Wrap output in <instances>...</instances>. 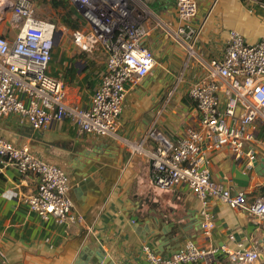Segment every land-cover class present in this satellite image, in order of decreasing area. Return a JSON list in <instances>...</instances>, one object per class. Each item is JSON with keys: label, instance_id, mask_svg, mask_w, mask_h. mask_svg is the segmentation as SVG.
Masks as SVG:
<instances>
[{"label": "crops", "instance_id": "obj_1", "mask_svg": "<svg viewBox=\"0 0 264 264\" xmlns=\"http://www.w3.org/2000/svg\"><path fill=\"white\" fill-rule=\"evenodd\" d=\"M198 3L197 16L185 22L179 18L176 0H140L150 14L145 23L152 31L145 42L154 51L157 65L129 89L117 136L80 135L68 119L35 131L20 115L0 118V139L27 147L68 173L74 213L82 218L65 224L43 219L24 200L36 193V180L0 165V264H152L149 252L170 257L188 241L212 253L186 264H229L223 246L234 250L238 243L251 246L256 240L263 244L264 221L253 220L246 210L232 209L216 198L208 203L215 227L210 236L205 235L201 229L203 202L188 187H157L149 156L130 145L140 143L152 124L171 137L198 127L200 115L189 90L204 78V63L223 56L231 31L252 44L264 37V2ZM157 22L174 29L186 24L199 29L198 58L189 59L185 48L163 27H156ZM0 34L12 36L5 24H0ZM76 48L79 56L73 65L75 51L70 54L71 50L61 48L57 56L53 52L49 73L63 80L69 104L85 108L91 105L106 71V55L101 50L84 53ZM59 57L60 63H55ZM254 134L256 140L246 144L245 152L253 149L260 162L264 159L263 119L254 125ZM209 156L214 178L234 191L244 190L249 201L264 194L260 190L264 172L250 169L246 158L242 162L228 146L210 150ZM237 170L250 175L247 187L233 181ZM178 223L184 227L179 229L183 236L174 246L171 236L177 233ZM96 256L102 257L98 263Z\"/></svg>", "mask_w": 264, "mask_h": 264}, {"label": "built area", "instance_id": "obj_2", "mask_svg": "<svg viewBox=\"0 0 264 264\" xmlns=\"http://www.w3.org/2000/svg\"><path fill=\"white\" fill-rule=\"evenodd\" d=\"M68 1L83 22L72 31L74 44L81 52L101 50L106 55V71L91 105L69 104L63 80L49 73L60 34L56 24L38 17L32 0H0V24L7 25L12 34H0V118L20 115L35 131L68 119L80 135L117 136L129 89L139 85L157 65L154 51L145 42L152 31L145 23L149 11L140 0ZM176 8L179 18L189 22L197 16L199 3L176 0ZM160 26L185 48L189 59L198 58L199 29L189 24L174 29L157 22L156 27ZM204 65V78L189 90L200 125L171 137L152 124L140 143L130 145L149 156L157 187H188L203 202L201 229L210 236L215 227V216L208 211L211 198L232 209L246 210L253 220L264 221V194L249 201L244 190L234 191L214 178L209 156L210 150L228 146L254 169L256 154L253 149L245 152V146L256 140L254 125L264 120V37L252 44L231 31L223 56ZM0 165L36 180V193L24 199L31 211L46 220L53 218L57 224L82 221L74 213L64 169L4 139H0ZM223 250L229 264H258L264 257V245L256 240L251 246L238 243L234 250L227 246ZM211 253L188 241L170 257L149 252V259L152 264H186Z\"/></svg>", "mask_w": 264, "mask_h": 264}, {"label": "rangeland", "instance_id": "obj_3", "mask_svg": "<svg viewBox=\"0 0 264 264\" xmlns=\"http://www.w3.org/2000/svg\"><path fill=\"white\" fill-rule=\"evenodd\" d=\"M35 4V8L37 11V16L53 22L56 24L57 29L59 30V40L57 46L55 48V56H57L59 50L61 48H67L71 50L73 55L71 56V64L73 60L79 56V52L76 48V45L73 42L72 31L75 30L76 26H81L83 22L81 21L79 13L75 10V8L70 4L67 0L63 1V4L55 7L52 3V0H32ZM73 48V49H72ZM61 57H59L56 61L60 63ZM73 65V64H72Z\"/></svg>", "mask_w": 264, "mask_h": 264}, {"label": "water", "instance_id": "obj_4", "mask_svg": "<svg viewBox=\"0 0 264 264\" xmlns=\"http://www.w3.org/2000/svg\"><path fill=\"white\" fill-rule=\"evenodd\" d=\"M242 162H244V159L241 158L240 159ZM254 170L257 172V173H262L264 172V159H260V162L259 160H255L254 161ZM235 179L233 180L235 183H237L240 187L244 188V187H247L249 185V181H250V175L249 174H245V173H242L241 171L237 170L236 171V175H235ZM172 223V222H171ZM184 229V227L178 223L177 224V233H174L173 236H171L172 238V242L174 243V246L180 244L181 240H182V234L179 233L180 230L179 229ZM262 242H263V245H264V237L262 239ZM261 261H263V264H264V257L261 256ZM102 260V257L101 256H96V263L100 262Z\"/></svg>", "mask_w": 264, "mask_h": 264}, {"label": "trees", "instance_id": "obj_5", "mask_svg": "<svg viewBox=\"0 0 264 264\" xmlns=\"http://www.w3.org/2000/svg\"><path fill=\"white\" fill-rule=\"evenodd\" d=\"M65 1L67 2V0H65ZM260 1L264 2V0H260ZM52 3H53V5L55 7H58L59 5L63 4V1H60V0H52ZM79 27H80V25L79 26H76L75 28H79ZM260 190H261V192L264 193V187H261Z\"/></svg>", "mask_w": 264, "mask_h": 264}]
</instances>
